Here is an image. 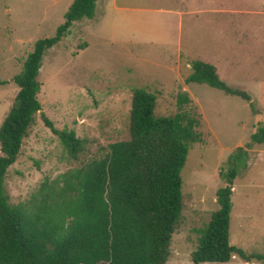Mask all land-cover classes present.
<instances>
[{
  "label": "rangeland",
  "instance_id": "obj_1",
  "mask_svg": "<svg viewBox=\"0 0 264 264\" xmlns=\"http://www.w3.org/2000/svg\"><path fill=\"white\" fill-rule=\"evenodd\" d=\"M71 1L0 0V123L17 92L11 78L20 72L33 42L53 35ZM97 4L90 19L73 23L68 35L42 56L40 112L6 171L8 203L27 202L44 180L100 159L110 143L127 140L134 89L157 93L156 113L164 116L176 112L177 95L186 93L190 104L185 109L198 119L199 141L189 147L179 174L182 209L163 264H192L195 230L217 209L215 192L225 186L220 174L231 168L236 176L228 243L245 253L263 254L264 147L245 146L264 124V0ZM195 61L214 66L219 80L245 93L248 101L205 84H185ZM40 113L55 129L86 140L76 160L66 156ZM237 147L246 157L231 162ZM222 264L264 263L232 256Z\"/></svg>",
  "mask_w": 264,
  "mask_h": 264
},
{
  "label": "trees",
  "instance_id": "obj_2",
  "mask_svg": "<svg viewBox=\"0 0 264 264\" xmlns=\"http://www.w3.org/2000/svg\"><path fill=\"white\" fill-rule=\"evenodd\" d=\"M96 0H72L50 37L33 42L18 74L17 92L0 123V264H163L182 209L180 171L189 147L199 141L198 119L186 110V93L176 97V112L158 115L157 93L132 91L128 139L110 143L104 157L44 180L25 203L11 205L3 188L7 169L15 162L22 140L40 112L38 70L44 53L68 35L75 22L90 19ZM83 46V45H81ZM184 83L210 88L248 101L245 93L222 83L214 66L195 61ZM4 84V82H0ZM66 156L76 160L86 140L57 130L40 113ZM264 147V124L245 148ZM246 157L237 147L231 162ZM234 168L220 174L225 186L215 192L217 209L195 230L192 264L264 263V253H245L228 243L231 183Z\"/></svg>",
  "mask_w": 264,
  "mask_h": 264
},
{
  "label": "crops",
  "instance_id": "obj_3",
  "mask_svg": "<svg viewBox=\"0 0 264 264\" xmlns=\"http://www.w3.org/2000/svg\"><path fill=\"white\" fill-rule=\"evenodd\" d=\"M101 3L100 5H98L97 3ZM103 2H104V0H96L95 1V4H97L98 6H101L102 4H103ZM95 10V9H94ZM165 12V14H175L176 13V11H164ZM179 13V12H178ZM188 13H190V12H188ZM99 14V13H98Z\"/></svg>",
  "mask_w": 264,
  "mask_h": 264
}]
</instances>
